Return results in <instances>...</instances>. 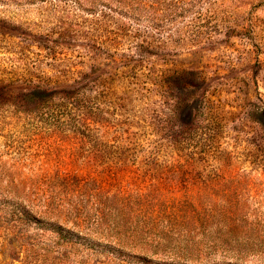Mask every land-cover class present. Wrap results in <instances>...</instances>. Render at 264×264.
<instances>
[{
    "label": "rangeland",
    "instance_id": "374dc122",
    "mask_svg": "<svg viewBox=\"0 0 264 264\" xmlns=\"http://www.w3.org/2000/svg\"><path fill=\"white\" fill-rule=\"evenodd\" d=\"M221 177L261 253L121 254L162 242L116 209ZM0 264H264V0H0Z\"/></svg>",
    "mask_w": 264,
    "mask_h": 264
},
{
    "label": "trees",
    "instance_id": "16d2710c",
    "mask_svg": "<svg viewBox=\"0 0 264 264\" xmlns=\"http://www.w3.org/2000/svg\"><path fill=\"white\" fill-rule=\"evenodd\" d=\"M47 95L46 91L38 93V97L45 96L42 99L46 100L49 97ZM225 181L226 178L221 177L218 183L185 184L168 191L154 186V190L140 196L141 207L132 211L134 217L131 222H128L127 218L124 219L128 216L127 214H121L122 210L116 209L115 226L120 231L117 234L127 237L126 232L129 231L131 233L129 237L142 244L154 242L153 236L160 237L162 242L153 251H140L145 255H134L130 250L125 249L121 254L145 263L150 255L167 256L168 259L176 261V254H179L180 260L188 261V259L200 260L205 259V256L224 254L227 257H233L235 261H240L261 253L257 248L260 237L258 238L253 229L249 233L244 231L249 225L243 218L244 207L238 199L239 188L236 183L227 186ZM115 198L120 203L128 201V198L121 193ZM170 199H174L171 207L168 206ZM176 200L179 204L177 212ZM16 209L27 218L28 222H41L25 207ZM176 217L182 221L181 224L185 225L183 229L189 228L188 231L181 230L177 236L176 225L171 227L165 225V221H176ZM135 219L140 220L136 222ZM43 226L50 227L60 237L69 241L79 236L54 223ZM159 227H163V230L156 232L155 230ZM176 242L179 245L178 248H176ZM120 245L125 246L123 243ZM161 245L173 246L167 248L160 247Z\"/></svg>",
    "mask_w": 264,
    "mask_h": 264
}]
</instances>
